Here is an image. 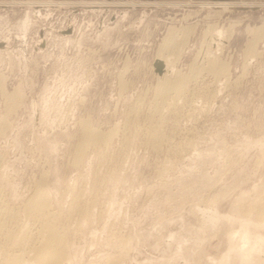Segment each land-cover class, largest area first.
Here are the masks:
<instances>
[{
  "label": "rangeland",
  "instance_id": "obj_1",
  "mask_svg": "<svg viewBox=\"0 0 264 264\" xmlns=\"http://www.w3.org/2000/svg\"><path fill=\"white\" fill-rule=\"evenodd\" d=\"M241 1L261 6L0 4V264L41 244L43 219L24 208L38 185L67 264H264V227L249 211L264 196V0ZM182 26L195 28L176 64L190 79L158 110L155 58ZM211 26L230 31L222 46H206ZM213 57L228 69L222 77ZM83 121L113 136L79 158ZM24 226L20 248L12 239Z\"/></svg>",
  "mask_w": 264,
  "mask_h": 264
},
{
  "label": "bare ground",
  "instance_id": "obj_2",
  "mask_svg": "<svg viewBox=\"0 0 264 264\" xmlns=\"http://www.w3.org/2000/svg\"><path fill=\"white\" fill-rule=\"evenodd\" d=\"M42 2H44V1H42ZM32 3H34V2L32 1ZM143 4H145V3H143ZM158 4L159 3H154L153 4V3H150V2H146V4L144 5V8H149V7L151 8L153 5H155V7H156V5H158ZM29 5L34 6V4H29ZM175 5L179 6V5H181V3H179V4L177 3ZM205 5L206 4H202V3L199 4V6H205ZM238 5L246 7V8L254 7V6H261V4H255V3H252V2H248V1L246 2V1H241V0H240V2H234V1L233 2H225V0H224V2H221V3H216V4H212V5L210 4V6H212V7L216 6L217 8L220 7V6H222V8L223 7L224 8H228V7H231V6H238ZM38 6H43V5L39 4ZM50 6L53 7V6H55V4L54 3L53 4H49L48 3V7H50ZM105 6H110V4H107V3L105 4L104 3V4H100L99 6H92V7L93 8H101V7H105ZM183 6H185V5H183ZM30 23H31L30 22V17L27 15L26 18L24 19V21H22V25H21L22 29L23 30H27ZM212 26L209 27V28H211L209 31L207 29L208 32H207L206 36H207V38L209 37L211 40L210 41L208 40L206 46H210L216 40L218 41V45L217 46L221 45L220 44L221 41L227 42L229 37L231 36V34L228 35V33L230 31H228V30L227 31L217 30L215 28V26L214 27H212ZM194 30H195V28H193L192 26H185V27L182 26L180 28H171L169 30V32L167 33V35L164 37L163 41H162L160 51L158 52V54H157V56L155 58L157 61L158 60L162 61L164 63V65H165V71L160 75L161 84L158 85L159 88H158V92H157V97H159V99L161 100V103H159L161 105L158 106V110H162V107H163L162 105H164L165 103L168 102L167 100H168L169 97L173 96L171 98L172 100L180 99L181 96L186 91V85H188L187 84L188 81H186V79L187 78L190 79V78L187 76V78H183L182 79L181 78L182 76L180 75V71L176 69V64L178 62V58H179L181 52L187 46L190 36L195 32ZM261 31H262L261 27H259L256 30H254L255 39L260 37L259 35H260ZM25 36H23V37H25ZM213 38L215 39V41H213ZM220 48L221 47H219V49H217V51L220 50ZM249 50L251 52H254V49H252V46L250 47ZM207 53H208L207 50H204V51L202 50L200 52V55L197 56V58L198 59L201 58V61H202L203 60L202 58H204V57H206V55H208ZM213 58H211L209 60L210 71L212 70L213 73H215L216 77H218V78L222 77L221 75L226 74L228 69L226 68V66L223 63L218 62L215 57H213ZM201 61H199V62H201ZM194 62H195V60H194ZM193 67L195 68L196 66H193ZM193 67H192V69H194ZM209 68H208V70H209ZM214 79H215V77H214ZM217 80H219V79H217ZM17 95H18V92H14L12 97L17 96ZM158 113H159V111H158ZM82 125H83V129H84V133H83L84 134V138H83L84 140L78 147V153H77L78 156L77 157H79V158L83 155V152H84V150L86 149V147L88 145H90V144H99V143H107V141H109L112 138V136H113L112 133L111 134L110 133H103V132H100V131L96 130L95 128H92L89 124H87L86 121H83ZM154 129H155V127H154ZM158 133H160V132H158V130L155 129L154 130V135H158ZM47 193H48V191L43 187V185H38L34 195L28 200V202L25 204V207H24L27 210V214L26 215H27L28 220H31V219H35L36 220V218H38L39 220L43 219V222H41V223H44L43 224L44 229H43V231L41 230L42 231L41 232L42 233V236H41L42 240H40L41 244H39L38 246L36 245V248L34 246H31V248H35V249H30L29 251L25 250L27 248L22 247L25 244V242L27 241V232H26V227L24 226V228H22L21 231L17 230L20 233L18 232L19 234L17 236L14 235V237L12 239V243H14L17 247H20V248L22 247V248L14 250V252L11 253V254H9V253L6 254V258H5V256L3 257V259L5 258L6 261H7L6 264H67L69 262V259H68L69 257L67 256V248H66V245H65L66 244L65 237H64V234H63L64 232L60 231V229H58L56 224H55V222H56V220L58 218L56 220L54 219L55 222L52 219L54 217H57V215H55L54 211H50V206H49L50 202L48 200V194ZM73 203H75V202H73ZM73 205H71V206H73ZM2 206H3V204H2ZM25 209L23 211H25ZM249 209H250L249 211H251V212L254 211L256 213L257 226L264 227V196L258 197L255 200V202L253 203V205L249 207ZM12 213H11V217H12ZM7 214L9 215V212ZM26 215H25V217H26ZM11 217H9V218H11ZM9 218H8V220H9ZM4 221H5V219L4 220L0 219V235L3 232V229L5 227L4 226ZM28 222H30V221H28ZM248 223H249L248 224V226H249L250 222H248ZM19 228L20 227H18V229ZM27 228H29V227H27ZM248 229H249V227H247V231H248ZM27 231H28V229H27ZM247 231H246V234H245V237H244L245 240L243 242L244 249L243 250H239L241 259H243L246 262L250 261L252 259V257L254 256V254H253V249L254 248H253V245L250 246V244H249V242H250L249 241V237H248V235H249L248 233L249 232L247 233ZM7 233L9 234V232H7ZM29 233L30 232L28 231V234ZM41 233H38V234L41 235ZM14 234H17V233H14ZM40 235H39V237H40ZM11 238H9V239H11ZM29 240H31V239H29ZM23 248H25V249H23ZM9 252H10V249H9ZM2 254H4V253H2Z\"/></svg>",
  "mask_w": 264,
  "mask_h": 264
},
{
  "label": "crops",
  "instance_id": "obj_3",
  "mask_svg": "<svg viewBox=\"0 0 264 264\" xmlns=\"http://www.w3.org/2000/svg\"><path fill=\"white\" fill-rule=\"evenodd\" d=\"M10 1V2H9ZM20 1V2H19ZM32 1L34 3H32ZM37 3H36V2ZM44 1V2H42ZM53 1V2H52ZM55 1V2H54ZM24 2V3H23ZM41 2V3H40ZM88 2V3H87ZM109 0H0V4H8V3H19V4H44V3H49V4H60L63 6H71L73 8H79L81 10H86V9H91L92 6H99L100 4H110V7L114 8L117 6V4H132V5H138L142 4L141 0H116L115 2H109ZM76 5H75V4ZM83 3V4H82ZM97 4V5H96ZM82 5V6H81ZM87 5V6H86ZM91 5V6H90ZM116 5V6H115Z\"/></svg>",
  "mask_w": 264,
  "mask_h": 264
},
{
  "label": "water",
  "instance_id": "obj_4",
  "mask_svg": "<svg viewBox=\"0 0 264 264\" xmlns=\"http://www.w3.org/2000/svg\"><path fill=\"white\" fill-rule=\"evenodd\" d=\"M155 67L157 69V72L161 75L165 71V65L162 61H157L155 62Z\"/></svg>",
  "mask_w": 264,
  "mask_h": 264
}]
</instances>
